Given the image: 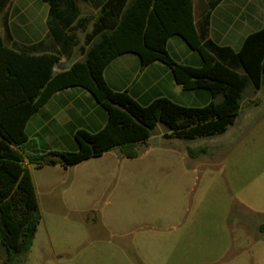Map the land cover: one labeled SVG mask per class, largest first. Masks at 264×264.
<instances>
[{"label":"trees","instance_id":"16d2710c","mask_svg":"<svg viewBox=\"0 0 264 264\" xmlns=\"http://www.w3.org/2000/svg\"><path fill=\"white\" fill-rule=\"evenodd\" d=\"M42 1L49 6L43 41L13 43L11 48L0 36V244L6 251L1 264H14L30 250L40 222L24 160L36 169H67L116 148L124 158L135 159L136 146L157 124L169 131L166 138L185 141L222 134L234 124L246 88L264 90V29L247 36L239 51L209 38L212 12L222 0H205L198 23L193 0ZM10 2L0 0L8 40ZM79 3H90L99 13L82 16ZM78 32L85 33L84 60L57 71L62 58L72 57ZM172 36L198 53L200 67L179 64L170 56L167 42ZM126 53L137 55L142 69L154 62L164 64L183 90H206L212 100L202 107L181 106L167 98L141 105L127 91H113L104 70ZM72 87L86 90L105 109L106 124L97 132L76 130V151H35L25 134L27 121L56 92ZM260 231L264 233V225Z\"/></svg>","mask_w":264,"mask_h":264},{"label":"rangeland","instance_id":"374dc122","mask_svg":"<svg viewBox=\"0 0 264 264\" xmlns=\"http://www.w3.org/2000/svg\"><path fill=\"white\" fill-rule=\"evenodd\" d=\"M204 4L193 0L196 23ZM77 40L60 63L84 60ZM168 133L157 124L135 159L116 148L67 169L30 165L40 222L14 264H264V90L246 88L222 134Z\"/></svg>","mask_w":264,"mask_h":264},{"label":"crops","instance_id":"0c3cea01","mask_svg":"<svg viewBox=\"0 0 264 264\" xmlns=\"http://www.w3.org/2000/svg\"><path fill=\"white\" fill-rule=\"evenodd\" d=\"M97 15L99 9L90 3H82ZM12 40L6 37L3 26L4 12H0V36L6 46L12 44L33 45L48 35L49 6L42 0H11L6 9ZM264 29V0H222L213 10L210 19L209 38L220 46L239 51L250 34ZM15 51H18L15 49ZM167 51L179 64L200 67L197 52L191 50L179 37L172 36ZM107 85L115 92L127 91L141 105L157 98H167L185 107H194V92L203 105H207L208 91H186L174 81L171 70L160 62L141 68L137 55L126 53L115 58L104 70ZM211 98V97H210ZM190 103V104H187ZM107 121L105 109L86 90L79 87L56 92L27 121L25 134L31 147L39 153L48 151H76L74 133L78 129L97 132ZM24 165L29 164L24 160ZM6 251L0 244V264Z\"/></svg>","mask_w":264,"mask_h":264},{"label":"water","instance_id":"95a60500","mask_svg":"<svg viewBox=\"0 0 264 264\" xmlns=\"http://www.w3.org/2000/svg\"><path fill=\"white\" fill-rule=\"evenodd\" d=\"M57 68H60L61 70H67L68 69V64L66 63H58L56 65Z\"/></svg>","mask_w":264,"mask_h":264}]
</instances>
